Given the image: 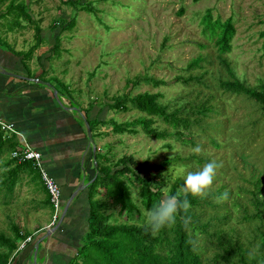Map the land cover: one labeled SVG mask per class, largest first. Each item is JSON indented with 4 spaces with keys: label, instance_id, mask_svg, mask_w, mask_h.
I'll return each mask as SVG.
<instances>
[{
    "label": "rangeland",
    "instance_id": "1",
    "mask_svg": "<svg viewBox=\"0 0 264 264\" xmlns=\"http://www.w3.org/2000/svg\"><path fill=\"white\" fill-rule=\"evenodd\" d=\"M11 1H15V5H26L31 22L24 17L17 20L16 9L6 13ZM68 1L0 0V42L7 43L9 50L22 52L20 56L24 59L20 61L29 70L26 74L35 77V82L46 80L44 82L50 85L59 103L72 108L76 116L88 111L82 116L81 123L89 117L104 122L93 132L96 135L91 143L105 157L106 164L113 166L121 157L133 156L136 164L143 166L141 175L146 177L155 176L154 167L167 159L188 158L183 163H171L161 171L167 180L163 198L173 186L179 191L187 172L196 171L212 160L222 163L209 195L198 198L201 202V207L196 209L200 216L199 224L206 227L207 237L203 236L208 240L197 234L193 243L203 264L209 263L216 254L210 241L216 243L218 239L214 240L211 234L226 232L232 237L240 236L241 240L249 238L254 225L243 223L241 217L245 211L254 213L249 191L255 190L257 181L262 189L259 198L264 201V112L243 95L220 90L218 79L226 77V73L218 60L214 41L203 32L202 21L207 11H210L213 21L232 20L235 35L225 58L239 81L263 91L264 0H71L93 11H81L79 6ZM73 19L74 27L67 29L66 24ZM35 25L41 29L42 44L29 61L24 53L36 44ZM58 39L60 48L52 51ZM198 57L202 59L199 66L190 69L189 64ZM39 71L47 73L38 78ZM139 76L164 84L131 86L129 81ZM181 77H202L207 87L195 82L182 84L177 81ZM145 92L160 93V101L174 108L186 106L189 100L198 102V99L204 100L207 95H212L216 111L204 121L197 123L198 118H195L192 127L181 130L182 138L190 142L174 136L172 129L155 117L153 127L172 133L165 139L149 138L140 127L134 134L114 133L112 123L124 124L144 114L130 104L127 111L110 109L111 102L118 97ZM79 109L82 112L78 113ZM84 129L86 133L87 128ZM197 146L201 148L199 154L193 152ZM5 156L6 151L0 153V158ZM190 156H197L200 160ZM31 173L17 172L12 190L7 183L9 176L6 183L0 184V234L13 237L12 225L18 227L20 232L33 239L29 246H33L36 255L37 250H43L46 239L42 238L46 232L41 228L51 221L53 209L45 204L48 193L42 191L36 180H32L37 185L35 190L28 189L33 176ZM11 174L14 175L13 172ZM129 187L139 213L134 214V221H129L127 214L120 212L119 205L105 191L95 198L103 203V214L109 217V224L132 222L144 227L146 210L141 204L140 187L136 182ZM225 190L229 192V199L217 202V194ZM235 202H239L241 207ZM223 212L228 214L226 223L219 220ZM85 221L77 230L82 237L79 246L85 242ZM3 250L0 247V251ZM23 251L14 257L18 259ZM37 257L35 263L40 264L41 258ZM86 257L80 253L66 261L88 264Z\"/></svg>",
    "mask_w": 264,
    "mask_h": 264
},
{
    "label": "trees",
    "instance_id": "2",
    "mask_svg": "<svg viewBox=\"0 0 264 264\" xmlns=\"http://www.w3.org/2000/svg\"><path fill=\"white\" fill-rule=\"evenodd\" d=\"M198 2L199 0H193ZM15 1H11L7 14L13 9H16L15 15H17V20L19 17H24L25 20L31 22L28 8L25 4H14ZM69 4L74 6H79L81 11H93L89 7H85L77 1H68ZM183 10H180L182 13ZM18 22V21H17ZM204 24L203 32L208 35V38L214 41V46L217 51L218 60L222 69L226 73V77H220L218 79V86L220 90L224 93L243 95L248 100L256 103V106L261 112H264V90L259 91L252 87H249L239 81L233 73L229 63L227 62L225 55L231 50V40L235 35V27L231 19L226 21L211 20L210 11L206 12L205 18L202 21ZM75 25L74 19L66 24L67 29H72ZM35 33V46L31 47L27 53H24L26 59H32L33 52L42 44L41 29L39 26H34ZM264 37V32L262 33ZM214 38V39H213ZM59 41H56V45L52 49L59 50ZM16 56L21 57L22 52H16ZM202 61L200 57L196 58L189 64V68L193 69L199 66ZM43 71V74H46ZM177 81L182 84H190L195 82L200 85H205L202 82V77H188V78H178ZM140 83H151L154 86H159L164 84L162 81L154 80L147 76H139L129 81L131 86H137ZM205 87H207L205 85ZM162 95L160 93H141L136 96L125 95L122 98L118 97L111 105L110 109H116L117 111H127L129 109V104L132 108L136 109L144 116L138 117L136 120L131 122H126L124 124L112 123L113 131L116 134L123 133H137V127H140L141 131L152 139H165L166 136L172 133H167L166 131H158L153 127L154 117L159 119L162 123L168 125L172 131L173 135L181 138L182 141H188L182 138V129H189L192 127L193 122L195 123V118L197 123L200 120L207 118L210 114H213L216 110L213 104V96L207 95L204 100L190 101L186 106L181 107H171L168 104H163L161 100ZM79 112L82 110L79 109ZM81 115H87L88 111H84ZM86 123L91 131L92 140L94 136L93 132L104 122H99L97 119L90 120L86 118ZM3 133L0 131V153L4 146L9 143V145H15L7 139H3ZM190 142V141H188ZM191 159H198L197 156ZM188 158H172L167 159L163 163L154 167L157 172L155 176H142L143 166H138L135 162L133 156H123L121 157L113 166L106 164L105 157H102L99 152L95 151V164L96 168L94 173H96L93 182L86 187L88 189V212H87V228L84 231L85 242L83 245L77 247L76 255L79 256L80 253H84L87 256L88 264H203L202 258L194 246L193 238L200 234L205 235L206 227L199 224V213L196 211L198 207H201V202H199L198 197L189 196V202L191 207L187 213H181L187 218H190L187 225L177 217V222L171 228H162L155 235L142 226H137L132 222L128 223H114V225L109 224V217L103 214L105 207L102 205L98 199L95 197L101 195L103 191L106 192L110 198L114 199L120 207V212H125L129 217V221H134V214H139L137 211V206L133 203L131 199V192L129 185L136 182L140 187V197L141 204L143 208L147 211L152 205L163 198V188L165 187L167 180L161 172L167 169L172 163L173 165L178 162L183 163L187 161ZM6 168H10L6 172H10L6 175L1 183H6L5 179L7 176V183H10V190L13 189L15 182L17 180V172H32V180H36L38 185L41 187L42 191H45L43 183L41 181V175L29 164L22 163L18 164L16 161L11 160L6 162ZM11 172L14 173L11 174ZM92 180V179H91ZM90 181V180H89ZM255 190L249 191L251 197V206L254 209V213H247L246 211L241 217V221L245 224H253V232H251L249 238L241 240L240 236H229L226 232L220 235L211 234L215 241L213 242L214 248L216 249V254L211 258V261L207 264H264V201L259 198L262 192L260 188L259 181L255 183ZM177 192V188L173 186L167 191L165 195H173ZM220 195V194H217ZM45 204L50 206L49 197L46 196ZM235 205L241 207L239 202H235ZM212 205V204H211ZM103 206V207H102ZM214 206V204L212 205ZM217 208L218 205H217ZM70 208H68L69 210ZM68 212V211H67ZM102 212V214H101ZM67 218V213L64 220ZM221 223H226L228 220L227 212L220 214ZM13 237H5L0 234V247L4 248L0 251V264H7L11 256L17 251L19 244L28 238L30 235L27 233L20 232L18 227L12 225ZM206 241L204 236L202 237ZM33 243V242H32ZM73 256V257H75ZM72 257V259H74ZM85 261V259H84ZM68 264H73L72 260Z\"/></svg>",
    "mask_w": 264,
    "mask_h": 264
},
{
    "label": "crops",
    "instance_id": "3",
    "mask_svg": "<svg viewBox=\"0 0 264 264\" xmlns=\"http://www.w3.org/2000/svg\"><path fill=\"white\" fill-rule=\"evenodd\" d=\"M1 44L5 47L8 45ZM3 46L0 45V120L13 124L27 142L42 154L48 172L61 188L65 203L78 185L93 182L96 175V149L93 152L95 145L86 137L84 127L88 130L87 123L80 122L83 115L79 111V116H76L72 108L57 102L50 87L34 83L35 77L26 74L29 70L23 67L22 58L15 55L18 52L16 49L9 50ZM5 72L19 75V78L7 76ZM42 74L39 71L36 77ZM3 139L15 145L12 147L7 143L1 151L7 152V156L0 158L2 180L11 168L5 167L6 162L11 161V152L19 146V140L14 136ZM36 186L30 179L28 189L35 190ZM87 198L88 189L80 190L70 204L67 218L45 240L43 250H37L35 255L33 246H28L18 259L14 257L12 264H33L36 256L37 259L41 258L40 264H68L70 260H66L75 256L79 240L82 239L77 230L86 220ZM84 225L87 226L86 221ZM86 226H83L84 231Z\"/></svg>",
    "mask_w": 264,
    "mask_h": 264
},
{
    "label": "clouds",
    "instance_id": "4",
    "mask_svg": "<svg viewBox=\"0 0 264 264\" xmlns=\"http://www.w3.org/2000/svg\"><path fill=\"white\" fill-rule=\"evenodd\" d=\"M193 152L199 154L201 152V148L197 146L196 148L193 149ZM42 160H43V157H42ZM220 167H222V163H218L217 161L212 160L210 162L205 163L202 167H200L196 171L187 172L186 176L184 177V183L182 187L179 189V191H177L173 195H165L164 198L154 203L152 207L146 211L144 227H146L151 232V234L155 235L162 228H165V227L171 228L172 226H174L177 222L178 216L180 220L183 221L185 225H187L190 218H187L184 215H180V214L187 213L191 207L188 197L189 196L194 197V198L198 197L201 199L206 198L209 195V190L211 189L213 185L217 169ZM86 187L87 186H85L83 189H85ZM228 199H229V192L227 190H225L223 193H221L219 196L216 197L217 202L226 201ZM62 201H63V196H62ZM65 203L63 202V207L65 206ZM63 222H64V219H63ZM32 242H33V239L31 238V241L26 245V247H28L29 244ZM17 252H20V251H18L17 249V251L14 254H16Z\"/></svg>",
    "mask_w": 264,
    "mask_h": 264
},
{
    "label": "built area",
    "instance_id": "5",
    "mask_svg": "<svg viewBox=\"0 0 264 264\" xmlns=\"http://www.w3.org/2000/svg\"><path fill=\"white\" fill-rule=\"evenodd\" d=\"M0 131L3 133L4 137L14 136L19 140V146L16 147L10 154L11 160L16 161L18 164L31 163L33 168L41 175V181L48 193L49 202L53 209V215L50 223L44 226L41 231L50 232L61 216L60 210L63 208L61 188L45 167L41 153L27 142L24 135L18 131L13 124L0 120ZM30 241L31 237H28L25 241H23L19 245L18 251L24 250ZM14 255L9 259L7 264H12Z\"/></svg>",
    "mask_w": 264,
    "mask_h": 264
},
{
    "label": "water",
    "instance_id": "6",
    "mask_svg": "<svg viewBox=\"0 0 264 264\" xmlns=\"http://www.w3.org/2000/svg\"><path fill=\"white\" fill-rule=\"evenodd\" d=\"M4 74H6L7 76H10V77L19 78V76L13 75V74H11V73H9V72H5ZM34 83H36V84H38V85H44V86H47V87L50 86L49 84L45 83L44 81H42V80H40V79L37 80L36 82L34 81ZM86 137H87V139L89 140V142L91 143V141H92V137H91V131L89 130V128H88V130H87ZM94 151H95V148H93V152H94ZM95 168H96V165H95ZM90 183H91V181L88 182L86 185H84V184H80V185L77 186V188L74 190V192L70 195V197L68 198L67 202L65 203V207H64L63 213L61 214V218H60V220H59V221L57 222V224L53 227V229L51 230V232H47V233H46V235L42 238V240H43V239H46V238H48V237H50V235L53 234V233L59 228V226H60L61 223L63 222V219H64V217H65V215H66V213H67V211H68V208H69L71 202L73 201V199L76 197V195L78 194V192H79L80 190H82L85 186H88ZM33 264H36V263H35V258H34V260H33Z\"/></svg>",
    "mask_w": 264,
    "mask_h": 264
}]
</instances>
